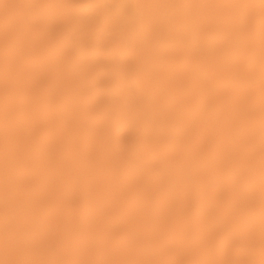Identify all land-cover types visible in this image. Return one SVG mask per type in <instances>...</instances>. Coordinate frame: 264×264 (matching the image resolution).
<instances>
[{
  "label": "bare ground",
  "instance_id": "1",
  "mask_svg": "<svg viewBox=\"0 0 264 264\" xmlns=\"http://www.w3.org/2000/svg\"><path fill=\"white\" fill-rule=\"evenodd\" d=\"M0 264H264V0H0Z\"/></svg>",
  "mask_w": 264,
  "mask_h": 264
},
{
  "label": "rangeland",
  "instance_id": "2",
  "mask_svg": "<svg viewBox=\"0 0 264 264\" xmlns=\"http://www.w3.org/2000/svg\"><path fill=\"white\" fill-rule=\"evenodd\" d=\"M88 5H91L92 7L94 6V12L91 14V15H93V14H96L97 13V11H98V6H99V4L97 3V2H89L88 3ZM200 41H204V39L203 38H201L200 39ZM199 70H200V66H194L193 67V69H192V72H193V74H197L198 72H199ZM196 214L194 213V214H192V216L191 217H193V216H195ZM226 239V236L224 235V236H222V238H220V240L218 241V244L220 243V241L222 240V239H224V238ZM228 241H229V239H228ZM230 241H231V239H230Z\"/></svg>",
  "mask_w": 264,
  "mask_h": 264
}]
</instances>
